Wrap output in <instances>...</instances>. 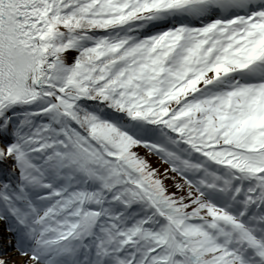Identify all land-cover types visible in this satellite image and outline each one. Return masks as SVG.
Instances as JSON below:
<instances>
[{"label":"snow or ice","instance_id":"1","mask_svg":"<svg viewBox=\"0 0 264 264\" xmlns=\"http://www.w3.org/2000/svg\"><path fill=\"white\" fill-rule=\"evenodd\" d=\"M0 264H264V0H0Z\"/></svg>","mask_w":264,"mask_h":264}]
</instances>
